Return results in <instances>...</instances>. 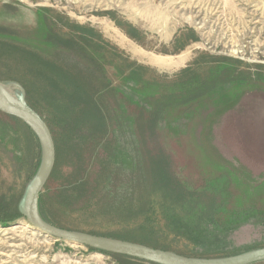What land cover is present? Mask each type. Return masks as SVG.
Segmentation results:
<instances>
[{
	"label": "rangeland",
	"instance_id": "374dc122",
	"mask_svg": "<svg viewBox=\"0 0 264 264\" xmlns=\"http://www.w3.org/2000/svg\"><path fill=\"white\" fill-rule=\"evenodd\" d=\"M42 14L51 20L52 34L74 35L77 46H62L48 54L38 51L41 56L84 78L92 76L88 80L102 83L100 86L110 80L120 84L121 77L94 43L66 25L90 26L131 60L152 68L155 73H150L151 82L146 85L155 94H165L172 87L158 75L173 77L201 53L248 65L240 68L248 72L249 83L243 91L228 93L224 99L204 100L187 113L185 131L155 135L148 140V148L166 152L170 167L197 184L222 169L239 170L246 185H252L254 178H264V70L261 73L256 68L264 66V0H0V31L35 41L41 36ZM55 15L62 19L53 21ZM128 25L139 31L140 40L127 35ZM188 31L195 32L198 39L179 52L177 41ZM6 42L33 50L17 41ZM0 60V84L18 98L24 91L16 82L29 87L33 76L6 58ZM37 90L39 100L26 96V101L46 121L58 147L53 174L41 193L46 213L54 222L65 229L132 239L192 257L227 255L264 244L261 226L246 225L221 239H197L169 227L160 213L155 216L154 234L146 231L147 226L139 229L140 220L131 219L135 212L126 208L136 204V186L134 190L133 186L129 190L123 187L129 181L125 170L141 168L139 144L126 134L121 144L112 133L71 129L51 105V98L60 99L61 95L49 87L40 90L38 83ZM181 102L175 104L183 105ZM101 103L109 113L112 98ZM182 108L176 106L169 116H183ZM226 108L229 113L220 115ZM36 138L22 121L0 112V264H118L111 256L58 241L26 219L16 218L15 207L19 210L42 158ZM132 154L137 160L133 167L129 161ZM249 169L252 178L246 175ZM263 199L261 188L255 200ZM4 219L13 220L2 225Z\"/></svg>",
	"mask_w": 264,
	"mask_h": 264
},
{
	"label": "trees",
	"instance_id": "16d2710c",
	"mask_svg": "<svg viewBox=\"0 0 264 264\" xmlns=\"http://www.w3.org/2000/svg\"><path fill=\"white\" fill-rule=\"evenodd\" d=\"M42 16L41 36L35 41L24 40L14 34L0 31V59L6 58L32 74L34 82L29 86L30 88L26 83L16 82L28 98L39 100L40 92L37 90V83L40 90H46L49 87L55 94L61 95L60 99H56L55 96L51 98V105L64 116L65 123L71 129L99 134L112 133L120 143L124 134L135 139L136 145L139 144L137 150L141 168L125 170L129 174V181L123 187L129 190L133 186L134 190L136 186L134 191L136 195L138 193L136 204H127L126 208L135 212L131 219L140 220L139 229L143 230L147 226L146 231L154 234L155 216L158 213L163 216L169 227L197 239H221L246 225L264 227V199L259 203L255 200L258 191L264 188V178H260L261 180L254 178L252 185H246L242 182L239 170L222 169L220 174L210 176L197 184L175 168L170 167L171 162L166 152L160 150L155 153V148L152 150L148 148V140L155 135H164L169 131H181V129L185 131L186 123H188L187 113H190L204 100L219 99L218 97L224 99L228 93L243 91L249 83L245 77L248 72L240 68H247L248 65H244L237 59L201 53L173 77L158 75L172 87L168 88L165 94H155L146 85L151 82L150 73H155L152 68L131 60L129 55L103 39L94 28L86 25H66L71 32L79 34L89 43H94L102 51L103 57L109 60L111 68H114L121 77L120 84H116L115 80H110L105 86H100L102 83L94 84L88 80L92 76L88 79L84 78L81 74L53 61H47L41 56L42 53L38 51L48 54L54 50H60L62 46H77L74 35L65 37L52 34L51 20L43 14L41 18ZM58 19L62 18L55 15L53 21ZM125 32L132 39H141L139 31L132 25H128V30ZM9 39L25 46H32L33 50L16 48L6 42ZM197 39L193 31L183 33L177 41V45L180 46L177 50H183L189 42H196ZM256 68L263 73L264 66H256ZM125 82L131 83L126 85ZM108 97L113 100L112 105L109 106V113L105 111L101 103L104 98L106 100ZM179 100L182 101L183 105L179 106L183 107L185 114L183 113L184 115L178 118H171L170 112L176 106L179 107L175 104ZM226 112L229 113V108L220 112V115L223 113L227 115ZM212 115L214 114L211 111L210 116ZM36 140L41 154L39 141L37 138ZM132 151L133 154L136 153L134 147ZM133 154L129 158L131 167L137 166L136 156ZM40 162L41 159L32 177L35 176ZM1 208L3 206H0ZM39 208L45 221L64 228L49 218L42 195L39 198ZM15 215L18 219L24 218L17 206ZM12 220L4 219L1 223L6 225ZM107 237L136 242L132 239ZM153 247L171 251L166 247ZM262 247L264 244H257L252 248L232 254L196 257H225ZM88 249L91 252L111 256L118 264H153L128 256ZM255 264H264V262Z\"/></svg>",
	"mask_w": 264,
	"mask_h": 264
},
{
	"label": "water",
	"instance_id": "95a60500",
	"mask_svg": "<svg viewBox=\"0 0 264 264\" xmlns=\"http://www.w3.org/2000/svg\"><path fill=\"white\" fill-rule=\"evenodd\" d=\"M0 112L22 121L39 140L42 151L40 167L25 189L19 203V212L33 228L43 234L58 241L84 246L99 252L128 256L153 264H255L264 262V247L225 257H190L141 243L69 230L45 221L40 214L39 198L56 165L57 152L53 134L46 121L27 103L26 95L22 94L15 98L3 84H0Z\"/></svg>",
	"mask_w": 264,
	"mask_h": 264
},
{
	"label": "bare ground",
	"instance_id": "6f19581e",
	"mask_svg": "<svg viewBox=\"0 0 264 264\" xmlns=\"http://www.w3.org/2000/svg\"><path fill=\"white\" fill-rule=\"evenodd\" d=\"M14 97H15V96H14ZM226 113H227V112H226ZM223 114H224V113H223ZM223 121H224V120H223ZM222 124H223V123H222ZM222 124H221V125H222ZM224 125H225V123H224ZM224 125H223V126H224ZM218 126H219V125H218ZM223 126H221V127H222V130H224V129H223ZM212 128H213V127H212ZM209 134L213 135L212 133H209ZM219 138H221V136H219ZM211 139H214L213 136H212ZM216 139H217V138H216ZM222 139H223V138H222ZM219 140H220V139H219ZM223 141H224V140H222V142H223ZM212 143H213V142H212ZM213 144H214V143H213ZM213 147L216 148V146H213ZM232 160H233V159H232ZM228 161H230V160H228ZM233 161H234V160H233ZM226 162H227V161H226ZM238 165H239V164H238ZM233 166H234V165H233ZM236 166H237V165H236ZM237 167H238V166H237ZM240 168H242V167H240ZM236 170H237V169H236ZM246 171H247V170H246ZM250 172H253V171H250V169H249V172H248V173L250 174ZM263 174H264V173H263ZM246 175H247V176H250V175H248V174H246ZM255 175H256V174H255ZM255 175H254V176H255ZM261 175H262V174H261ZM263 176H264V175H263ZM251 178H252V177H251ZM262 178H263V177H262ZM260 180H261V179H260ZM250 181H251V180H250Z\"/></svg>",
	"mask_w": 264,
	"mask_h": 264
}]
</instances>
